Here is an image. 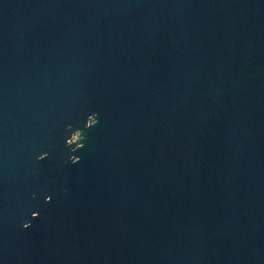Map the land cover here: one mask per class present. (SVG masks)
Masks as SVG:
<instances>
[{"label":"water","instance_id":"1","mask_svg":"<svg viewBox=\"0 0 264 264\" xmlns=\"http://www.w3.org/2000/svg\"><path fill=\"white\" fill-rule=\"evenodd\" d=\"M0 264H264V0H0Z\"/></svg>","mask_w":264,"mask_h":264},{"label":"clouds","instance_id":"2","mask_svg":"<svg viewBox=\"0 0 264 264\" xmlns=\"http://www.w3.org/2000/svg\"><path fill=\"white\" fill-rule=\"evenodd\" d=\"M79 159H80V158L77 156L76 158L71 159V162H72V163H76V162H78ZM28 226H29V224H28L27 222H25V223L23 224V227H25V228H27Z\"/></svg>","mask_w":264,"mask_h":264}]
</instances>
